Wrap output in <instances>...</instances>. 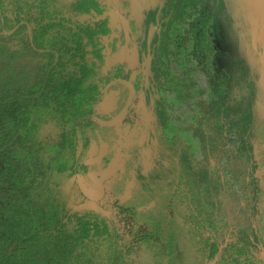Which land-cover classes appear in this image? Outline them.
<instances>
[{"label":"rangeland","instance_id":"374dc122","mask_svg":"<svg viewBox=\"0 0 264 264\" xmlns=\"http://www.w3.org/2000/svg\"><path fill=\"white\" fill-rule=\"evenodd\" d=\"M203 1L189 0L184 17L171 24L169 43L162 47L168 88L172 86L182 100L170 102L169 108L161 98L154 102L152 163L144 158L138 164L133 158L138 153L144 157V146L139 143L141 130L134 137L135 143L124 144L112 128L104 129L98 133V140L103 142L94 152L92 172L78 174L65 185L69 194L68 208L71 213L95 210L115 222L126 238L120 245L122 249L126 247L124 243L132 239L126 228L127 218L131 217L122 213L117 202L133 201L139 208L135 217L138 223L149 219L146 214L149 210L161 209L175 217L174 221L180 225L178 249L183 256L175 264H234L249 254L261 261L264 246V78L261 72L264 0L222 2L224 15L233 8L246 30L243 37L234 33L229 42L235 50L243 52H235L233 56L236 72L228 66L227 60L222 58L216 62L221 70L233 72L236 83L228 90V97L219 100L223 106L233 104L224 110L230 122L225 128L218 117L220 108L216 97L223 92L224 81L214 66L216 46L204 26ZM251 26L257 36L256 44L252 41ZM240 56L247 60L250 71H243ZM169 59H174L172 66L179 71L170 69ZM169 93L167 91V95ZM170 114L174 117L169 120L168 132L182 140L165 134ZM140 118V115L134 118L129 115L123 121L124 129L141 127ZM91 157L92 149H89L86 158ZM209 217L222 218L226 224L218 229L216 224H209ZM206 238L219 239L220 249L214 255L207 249ZM100 248L95 245V252L89 257L104 263L109 253ZM168 258L160 254L153 241L141 242L127 256L131 264H169Z\"/></svg>","mask_w":264,"mask_h":264},{"label":"flooded vegetation","instance_id":"af4514ba","mask_svg":"<svg viewBox=\"0 0 264 264\" xmlns=\"http://www.w3.org/2000/svg\"><path fill=\"white\" fill-rule=\"evenodd\" d=\"M223 1L204 0L202 6L206 13L204 26L216 46L214 66L216 71L221 73L224 81L223 87L225 88L221 94H216V97L220 108L218 117L223 122L222 128H225L230 125V122L224 116V110L226 111L233 104L223 106L219 104V100L221 97H228V90L231 89V85L235 86L236 83L232 77L233 72L230 69L228 73L221 70L216 62L223 58L230 63L228 66H231L232 70L236 72L233 67L235 62L233 56L235 52L238 54L240 51L239 49L235 50V46L233 48L229 42L233 40L234 33L237 32L238 36L242 35L243 37L246 30L239 23L233 8H229L228 15H224ZM152 2L155 3L154 6H152ZM188 4L189 0H178L177 2L176 0H0V94L8 92L9 85L12 83L13 85H17V83L18 85H32L39 82L45 72L50 71L51 66L58 61L57 56L50 63L49 56L45 53L46 48L38 46V41L44 33L47 39H53V31L59 32L64 29L62 26L56 25L54 28L46 30L45 23L64 21L76 30L80 28L79 24H84V27L90 25L99 30L93 40L89 37L90 35L83 33L87 42V57L96 63L95 79L100 85V92L98 99L93 103L92 111L87 115L79 116L75 124L68 126L76 129L75 171L72 172L73 169L65 172L49 170L44 178L45 181H50L54 195L60 196L65 203L64 221L70 220L74 227H81L82 221H87L92 230L107 228L110 231L116 230L120 245L126 240L119 232L120 227L98 211L85 209L71 213L68 208L69 194L65 191V185L78 174L92 172L95 167L93 155L102 141L98 140L100 139L98 133L103 132L104 129L112 128L117 136L122 137L121 141L124 144L135 143L134 137L141 130L142 135L141 137L139 135V143L144 146V157L138 153L133 158L138 164L144 158L148 160L149 164L152 163V134L156 125L155 121L152 129V111L150 114L152 101L155 102L161 98L169 108L170 102L182 100L172 86L168 88L167 77L162 65V47L169 43L171 24L184 17V10ZM183 21L185 20L183 19ZM152 25L158 26L154 32L151 29ZM56 40L60 43L56 48L58 50L65 47L64 44L68 38H57ZM69 41V46H72L74 51L76 44ZM56 52L59 53L60 50ZM239 59L242 62L243 71L248 69L247 60L241 56ZM173 60L169 59L170 69L173 72L179 71L172 66ZM147 61L149 65L146 64ZM76 68L70 67L68 71ZM248 70L250 71V69ZM15 74L18 75L17 78L13 77ZM196 74L194 85L197 83ZM201 86L203 85H199V87ZM167 91L170 92L169 95H167ZM191 92L192 90L189 95ZM248 113L249 111L244 113L246 120ZM129 115L133 118L140 115V123L142 122L143 125L124 129L123 121H126ZM222 115L226 119L222 118ZM173 117L171 114L168 116L165 127V134L170 138L178 136L168 132V123ZM62 133L63 128L59 121L49 120L43 125L38 140L40 142H56ZM178 137L180 138V136ZM25 149H27L26 146L19 140L12 143L0 152V163L22 162ZM89 149H92V157L87 159ZM117 206L123 214L131 217L127 218L129 220L126 228L132 239L124 243L125 248H121L125 264H131L127 256L136 245L143 241L155 242L156 239L152 238V235L155 233L156 224L161 225L166 236L174 226L176 228L180 226L174 221L175 217H170V214L164 213L161 209L149 210L146 213L149 219L144 223H138L135 217L139 208L134 205L133 201L127 203L118 201ZM130 219L135 220L131 222ZM222 220L219 218L214 222L218 229H222L224 225ZM92 233L94 234L92 231L86 238V242H93L94 246L99 247L107 246V234L94 237ZM206 239L208 240L206 246L210 254L213 251V245L210 243H217L219 251V239ZM263 249L264 246L261 249V261L249 254L242 258V264H264ZM243 250L244 248H240V251Z\"/></svg>","mask_w":264,"mask_h":264},{"label":"trees","instance_id":"16d2710c","mask_svg":"<svg viewBox=\"0 0 264 264\" xmlns=\"http://www.w3.org/2000/svg\"><path fill=\"white\" fill-rule=\"evenodd\" d=\"M56 25L64 30L53 31V39L44 33L38 41V46L46 48L50 63L58 56L50 71L35 84L12 83L8 92L0 94V152L18 140L27 148L22 162L0 163V264H125L118 232L92 230L87 221H82L81 227L64 221L65 203L54 195L50 181L44 180L49 170L75 171L76 129L68 126L92 111L100 92L96 63L87 57L83 34L93 40L99 30L84 24L76 30L64 21L47 22L44 28ZM66 37L65 47L57 50L60 43L56 39ZM69 40L76 44L74 51ZM70 67L77 68L68 71ZM49 120L59 121L63 133L56 142H40L41 129ZM208 220L215 225L211 217ZM92 231L94 237L107 234V246L100 248L109 253L104 263L89 257L94 244L85 240ZM154 231L152 238L160 254L169 257V264L177 263L183 256L178 249L180 228L174 226L166 236L156 224ZM210 244L214 255L218 244Z\"/></svg>","mask_w":264,"mask_h":264},{"label":"bare ground","instance_id":"6f19581e","mask_svg":"<svg viewBox=\"0 0 264 264\" xmlns=\"http://www.w3.org/2000/svg\"><path fill=\"white\" fill-rule=\"evenodd\" d=\"M154 2H152V6H154ZM157 6V5H156ZM150 28V27H149ZM158 28V26H155V25H152V32H154L155 31V29H157ZM251 28H252V36H253V38H252V41H253V43L254 44H256L257 43V36H256V34H255V29H254V26H251ZM231 33V32H230ZM237 33V32H236ZM239 34V33H238ZM225 35V34H224ZM230 37V36H229ZM225 40H226V38H225ZM242 46V45H241ZM239 51H241V50H239ZM242 52V51H241ZM260 52V51H259ZM263 52V51H262ZM243 53V52H242ZM264 53V52H263ZM262 53V54H263ZM261 55V54H260ZM242 56V55H241ZM262 56V59H261V63H262V65H261V68H262V70H261V72H262V78H264V54L263 55H261ZM252 61V60H251ZM147 65H149V63H148V61H147V63H146ZM260 68V69H261ZM261 78V79H262ZM260 79V80H261ZM262 84V83H261ZM256 85V84H255ZM259 85V84H258ZM262 87H264V86H262ZM261 87V88H262ZM260 88V89H261ZM256 92V91H255ZM223 101H225V100H223ZM230 104V103H229ZM152 110H150V114H151V111H152V129H153V126H154V124H155V121H156V114H155V110H154V102L152 101V108H151ZM153 139H155V138H153ZM157 141V140H156ZM154 145V144H153ZM153 152V151H152ZM255 152V151H254ZM153 159V158H152ZM154 162V161H153Z\"/></svg>","mask_w":264,"mask_h":264}]
</instances>
